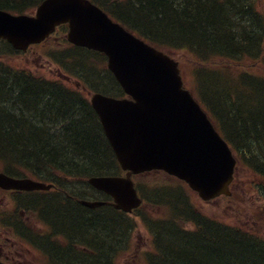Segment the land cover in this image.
Instances as JSON below:
<instances>
[{
    "label": "trees",
    "instance_id": "1",
    "mask_svg": "<svg viewBox=\"0 0 264 264\" xmlns=\"http://www.w3.org/2000/svg\"><path fill=\"white\" fill-rule=\"evenodd\" d=\"M39 1L0 0V8L19 13ZM94 1L154 44L183 46L198 55V98L264 185V0ZM100 59L91 50L83 56L91 75L103 78L92 81L93 87L123 95L110 72L97 69ZM223 64L234 68L224 71ZM216 83L218 92L211 86ZM222 83L228 87L224 91ZM0 165L13 176L37 175L60 183L63 177L56 174L61 172L85 180L120 172L98 115L84 95L14 69L0 72ZM147 199L169 207L170 217L157 224L154 235L160 264H260L264 240L211 220L196 209L184 187L159 188ZM71 210L59 213L58 219L71 224L70 229L81 227L85 218ZM189 222L196 228L190 233L182 230ZM208 242H217L222 250Z\"/></svg>",
    "mask_w": 264,
    "mask_h": 264
},
{
    "label": "water",
    "instance_id": "2",
    "mask_svg": "<svg viewBox=\"0 0 264 264\" xmlns=\"http://www.w3.org/2000/svg\"><path fill=\"white\" fill-rule=\"evenodd\" d=\"M66 21L71 24L69 39L76 44L104 49L110 57V68L125 91L140 98L137 105L101 94L92 98L123 167L133 172L153 166L165 167L190 180L205 198L228 192L234 159L198 102L187 91L178 89L173 76L174 63L112 22L90 1L45 0L37 16L31 18L0 11V37L24 49L54 31L56 24ZM177 83L181 86L179 77ZM146 110L149 113H143ZM131 171L128 179L95 177L90 183L114 195L116 207L131 211L139 204L129 180ZM0 187L50 188L42 182L17 179L4 173H0Z\"/></svg>",
    "mask_w": 264,
    "mask_h": 264
},
{
    "label": "flooded vegetation",
    "instance_id": "3",
    "mask_svg": "<svg viewBox=\"0 0 264 264\" xmlns=\"http://www.w3.org/2000/svg\"><path fill=\"white\" fill-rule=\"evenodd\" d=\"M24 194L21 191H7L0 196L5 201L0 217V261L3 264H108V259H105L107 253H101L91 238L95 237L97 242L105 244L100 239L101 235L105 236L101 230L104 222L99 215L101 211L90 213L88 208H82L78 202L69 203L72 202L69 195L57 196L64 201L62 204L55 199L47 207L32 210L36 201L25 206L20 199V195ZM71 209L75 210L74 213L80 212L85 218L81 227L77 228L76 225L70 229L64 224H56L55 218L58 219L59 213ZM53 210L57 211L56 215ZM52 230L61 232V236L43 238ZM92 245L97 249H91Z\"/></svg>",
    "mask_w": 264,
    "mask_h": 264
},
{
    "label": "rangeland",
    "instance_id": "4",
    "mask_svg": "<svg viewBox=\"0 0 264 264\" xmlns=\"http://www.w3.org/2000/svg\"><path fill=\"white\" fill-rule=\"evenodd\" d=\"M61 32L56 34L54 39H52L51 44L49 45L50 49H54L51 52H55L56 50H63L65 49L64 45H61L60 42H62V36ZM175 57L177 59H181L183 54H178L174 53ZM40 55H43V49L42 48H33V50L27 54L23 55L20 59L21 64L19 61H15L14 59L11 60V63L14 66H21L25 65L29 67L32 71L35 70V67H44V71L46 73V76L50 78H56L60 77L61 75L59 74L60 71H58L57 68H55V65H50L49 63L47 64L46 60H40ZM17 57V56H14ZM224 60V59H222ZM229 62L233 65L236 64V62H232L229 60ZM11 64V65H12ZM12 65V66H13ZM233 65L230 64H223V67L226 69L229 68H234ZM183 66L184 68V74H186L185 79H186V85L190 87L192 84V77L191 74H187V72L190 70L188 63L183 61ZM77 87L75 83H72ZM219 83L212 84L211 86H214L215 91L218 92ZM223 91L227 89L228 87L226 84L222 83ZM226 93V92H224ZM222 92V94H224ZM220 94V93H219ZM238 102V101H237ZM232 105L235 106V104L232 103ZM235 110L231 111L232 114H234ZM223 115L228 118V113H225L224 111L222 112ZM232 117L235 119V116L232 115ZM246 126V125H245ZM245 126L240 127V128H246ZM239 129V128H238ZM264 151V150H263ZM153 177L155 179L162 180L163 174L162 172L154 173ZM236 182L234 184L233 190L235 193L234 199H228L226 197H220L217 199H213L211 202L203 201L201 198H199L196 194H192L193 201L196 203V205L202 209V211L205 214L210 215L211 217H217L220 218L221 221L226 222L231 225H242L249 228L251 231L256 232H264V199H260L261 194L259 190H253L250 187L252 186V181L254 180L253 174L245 167H240L237 171L236 174ZM150 179V176H141V179H137L138 182L142 183L144 181H148ZM260 183H257L259 185ZM83 187L86 184L82 183ZM90 190L91 194H93V190L88 187ZM89 197H93L92 195H87ZM262 196V195H261ZM263 197V196H262ZM142 212H146L147 214L151 215V217L162 213L163 211L159 209L158 207L156 208L151 206V205H146V207H143L141 210ZM116 214L115 211L110 210L108 213H99V215L102 217L103 220L106 217V220L102 223L101 225V230L102 233L105 234L100 236V239L105 242V244H101L100 242H97L95 237H91L92 240L99 246L101 253H107V258L108 259L111 255L109 251L110 243H112L115 239V235H121L125 234L121 228L125 227H130L131 226V234L132 235V241L130 245H125L128 246L127 250L124 251L119 257H117L116 264H135V260L137 261L136 257L139 258L137 255V249L141 246V258L145 256L146 250H149L151 247V238L150 234L148 233V228L145 226L144 223H142L141 219L137 218L139 216H132L133 217V222L130 224V222L122 218H118V216L114 215ZM116 216V217H115ZM126 218V217H125ZM102 220V221H103ZM124 221L125 223L123 225L118 226L120 222ZM67 222V221H66ZM144 222V221H143ZM68 223V222H67ZM133 223L136 225V228L133 229ZM65 227L67 228H72L73 226L71 224H64ZM117 233V234H116ZM167 239V238H166ZM141 258L137 261V264H146L147 261L145 260L143 263L141 261ZM106 263V262H105ZM149 264V263H148ZM212 264V263H211Z\"/></svg>",
    "mask_w": 264,
    "mask_h": 264
},
{
    "label": "bare ground",
    "instance_id": "5",
    "mask_svg": "<svg viewBox=\"0 0 264 264\" xmlns=\"http://www.w3.org/2000/svg\"><path fill=\"white\" fill-rule=\"evenodd\" d=\"M242 38V37H241ZM72 208H74V207H72ZM55 222H56V224H58V225H63V219H61V218H59V219H56L55 218ZM123 231V230H122ZM123 235V234H122ZM57 236H61V232H59V231H57V230H52V233H50V234H47V235H44L43 236V238H45V239H52V238H55V237H57ZM194 239H197V238H193V239H190V240H194ZM190 240H189V242H190ZM206 240H208L209 241V239L208 238H206ZM215 243V245H210L209 244V242L206 244L207 246H210V247H212V248H219L220 250H222V248H220V244H218L217 242H214ZM254 250L255 251H258L259 249L257 248V247H254ZM262 259H261V261H260V264H264V256L263 257H261Z\"/></svg>",
    "mask_w": 264,
    "mask_h": 264
}]
</instances>
